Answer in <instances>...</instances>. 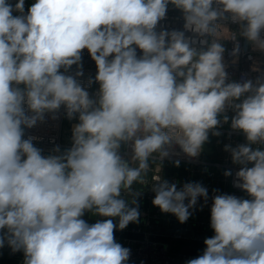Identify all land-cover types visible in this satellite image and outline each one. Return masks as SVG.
I'll list each match as a JSON object with an SVG mask.
<instances>
[{
  "label": "clouds",
  "instance_id": "clouds-1",
  "mask_svg": "<svg viewBox=\"0 0 264 264\" xmlns=\"http://www.w3.org/2000/svg\"><path fill=\"white\" fill-rule=\"evenodd\" d=\"M24 4L0 0V248L22 250L24 264H126L130 250L114 230L138 222L139 211L122 190L143 183L149 159L166 148L195 157L231 108V128L247 143L225 150L240 165L235 186L251 199L214 195V235L186 264H264V148L253 147L264 145V82H229L215 39L217 22L229 19L264 52V0H35L26 14ZM169 4L200 47L185 31H156ZM84 49L97 66L95 97L76 79L82 71L65 74L81 67ZM61 106L69 119L78 114L72 146L45 156L24 129ZM122 143L131 144V163ZM153 191V205L181 223L198 198L208 200L201 183L178 189L164 180ZM86 211L109 219L89 224Z\"/></svg>",
  "mask_w": 264,
  "mask_h": 264
},
{
  "label": "built area",
  "instance_id": "built-area-1",
  "mask_svg": "<svg viewBox=\"0 0 264 264\" xmlns=\"http://www.w3.org/2000/svg\"><path fill=\"white\" fill-rule=\"evenodd\" d=\"M10 1L16 2L18 0ZM34 2L35 0H25L24 14L27 13L28 8ZM183 15L180 9L170 4L165 18L158 22L156 31H185ZM228 15L227 13L225 14L226 17ZM217 23L219 31L215 39L225 48L223 63L228 74V81L242 82L243 80H252L255 84L257 78H261V81L264 82V52L254 48L250 42L239 34L240 25L232 23L229 19H223ZM185 35L186 37L197 39L195 46L200 47L198 43L200 38L195 37L193 33L188 31H185ZM261 35L264 36V32ZM208 39L211 41L213 38L209 37ZM237 43L239 44V51L233 56L232 50ZM137 55H142L141 50L137 49ZM80 65V68L77 65H72L65 74L75 77L77 71H82V75L76 77V79L89 92L90 97H95L99 89V83L95 82L97 66L87 49L82 50ZM60 71L64 72V69ZM89 80L93 81L91 85L88 84ZM21 87L23 86L21 85ZM225 115L229 118L227 122L223 120ZM234 115L235 112L231 108H226V111L218 117L221 123L215 129L209 130L210 134L214 132L220 133L217 136L219 139L216 140L217 146L221 147L219 148L221 157L218 159H204L202 156L204 145L195 157L184 153L178 145L166 148L169 154L163 158L158 153L153 154L148 162L149 167L143 174V183L135 182L140 185H148V188L131 187L130 191L122 190L121 192V197H130L136 201L142 199L147 204V207L140 209L145 220L137 228L126 226L127 230L143 232L145 230L144 227L152 226L154 219H157L160 215L169 219L173 217V214L162 212L159 207L154 206L152 203L155 197L153 186L160 181H164L165 177L168 178L169 183H176L178 189L183 187L185 183H201L207 188V202H205L203 197L198 198L197 205L190 209L192 215L184 222L185 226L182 229L187 231L200 227L197 230L198 237L201 236L202 232L210 228V209L214 195L230 194L241 199H251L245 191L235 186V173L239 170L240 165L234 164L231 152L225 150L226 145L236 147L239 144L247 143L246 137L242 132L231 128V118ZM78 122V114L75 118L69 119L65 108L61 106L56 113H45L43 121H38L32 128H25L23 138L35 137L33 145L41 149L43 155H56L59 154L54 152L57 147L61 152L63 149L71 148L73 127ZM253 147L264 148V145H254ZM119 155H121L122 159L131 163L133 155L131 144L122 143ZM177 161L179 166H177ZM251 166L249 165V167ZM226 171H231L232 175L226 176ZM157 177H159V180L156 179ZM145 208L147 209L145 210ZM82 218L84 219V216ZM175 220L180 222L177 217ZM157 233L156 231H145L142 237L115 238L116 242L130 250V256L126 264H186L189 259L197 257L188 254H184L182 257H175L170 253L167 242L162 241ZM210 234L214 235L213 230ZM176 235L182 236L181 234Z\"/></svg>",
  "mask_w": 264,
  "mask_h": 264
},
{
  "label": "crops",
  "instance_id": "crops-1",
  "mask_svg": "<svg viewBox=\"0 0 264 264\" xmlns=\"http://www.w3.org/2000/svg\"><path fill=\"white\" fill-rule=\"evenodd\" d=\"M146 209L147 208H145V210ZM87 212L88 211H86L84 215V220L88 216ZM102 219H109V218L100 217V220ZM98 220L99 219H97L96 222ZM143 220H145V217L143 218ZM139 222L140 221L138 219V222H136V224H138ZM128 225L131 226V222ZM145 231L146 230H144L143 232H136L133 230H127L126 228L123 230H119L117 228L114 230V238L142 237ZM157 234L162 241L167 242L170 253L173 254L175 257H182L184 254L199 256L203 253V250L205 248L204 240L206 238H203L202 236L186 237V236L172 235L169 232L163 235L160 233ZM24 260H25V256L22 250L13 252L12 249L7 245V243H5L4 247L0 248V264H24Z\"/></svg>",
  "mask_w": 264,
  "mask_h": 264
},
{
  "label": "water",
  "instance_id": "water-1",
  "mask_svg": "<svg viewBox=\"0 0 264 264\" xmlns=\"http://www.w3.org/2000/svg\"><path fill=\"white\" fill-rule=\"evenodd\" d=\"M165 180L169 181L168 178H166V177H165ZM131 187H137V188L146 189V188H148V185H140V184H137V183L134 182ZM121 198L125 199L129 203V206L133 205L131 203V201L133 200L132 198H130V197H127V198L121 197ZM136 206H138V211H139L138 219H139L140 222L138 224H136V222L135 223L131 222V226L135 227V228H137L140 225V223H142L143 217H142L140 209L144 208V207H147V204L145 203L144 200L138 199ZM87 213H88V216L85 218V221L87 223L92 224V223H95L97 219L100 220V216L95 215V214H93L92 212H89V211ZM175 218H176L175 215H173V217L171 219H169L168 217L160 215L157 219H154L152 226L144 227V229L146 231H149V232L156 231V232H158V233H160L162 235L166 234L168 232L170 234H172V235L181 234L182 236H186V237H193V236H197L198 235L197 230L200 229V227H198V228L195 227L194 229L187 230V231L186 230H182L183 227L185 226L184 222L183 223L177 222L175 220ZM111 219H113V222L115 224H118V218H111ZM211 232H212V229L208 228L205 232H202L200 235L203 238H208V237L211 236V234H210Z\"/></svg>",
  "mask_w": 264,
  "mask_h": 264
},
{
  "label": "rangeland",
  "instance_id": "rangeland-1",
  "mask_svg": "<svg viewBox=\"0 0 264 264\" xmlns=\"http://www.w3.org/2000/svg\"><path fill=\"white\" fill-rule=\"evenodd\" d=\"M219 139L217 135L214 136V134L208 133V140L204 143V149H203V158L204 159H218L221 157V151L216 144V140ZM221 146V145H219ZM67 149H63L65 151Z\"/></svg>",
  "mask_w": 264,
  "mask_h": 264
},
{
  "label": "trees",
  "instance_id": "trees-1",
  "mask_svg": "<svg viewBox=\"0 0 264 264\" xmlns=\"http://www.w3.org/2000/svg\"><path fill=\"white\" fill-rule=\"evenodd\" d=\"M8 2L11 3L12 5H15V3H17L18 1L13 2V1L8 0ZM169 5H170V4H169ZM13 14H14V15H19L20 13H16V12H14Z\"/></svg>",
  "mask_w": 264,
  "mask_h": 264
}]
</instances>
